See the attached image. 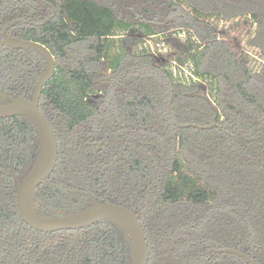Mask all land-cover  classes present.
Instances as JSON below:
<instances>
[{"label":"trees","instance_id":"trees-1","mask_svg":"<svg viewBox=\"0 0 264 264\" xmlns=\"http://www.w3.org/2000/svg\"><path fill=\"white\" fill-rule=\"evenodd\" d=\"M43 1L0 0V33L19 20L7 34L55 61L38 108L58 157L32 192L37 214L110 203L137 216L147 264H247L219 249L264 264V65L252 70L213 23L249 19L247 45L264 60V0ZM181 31L162 60L135 39ZM169 61L189 63L195 80ZM44 66L34 50L0 46V92L30 101ZM37 146L25 118L0 119V264H130L126 234L108 220L42 233L20 219L9 158L19 183Z\"/></svg>","mask_w":264,"mask_h":264},{"label":"water","instance_id":"water-1","mask_svg":"<svg viewBox=\"0 0 264 264\" xmlns=\"http://www.w3.org/2000/svg\"><path fill=\"white\" fill-rule=\"evenodd\" d=\"M46 4L43 0H33ZM17 21L4 27L0 44L13 49H31L38 52L45 62L43 72L39 75L30 101L26 99L10 98L0 92L1 100L9 102L0 105V119L23 117L33 124L38 135V150L35 163L26 177L16 185L15 205L20 219L31 229L42 233H52L61 230H77L92 226L99 221L108 220L123 229L126 234V242L130 245V264H147L148 243L140 222L135 214L118 205L90 201L88 207L78 213H63L57 217H41L37 214L32 200V192L53 171L57 161V142L52 128L38 108V101L43 85L52 78L55 71V61L49 50L43 45L7 36V30ZM171 110V100L168 103V111ZM180 127H194L208 129L216 127L211 124L200 127L192 124L180 125ZM10 176L14 183L16 177L13 172L10 158ZM218 253L238 256L247 264H255L254 261L243 253L231 249H219Z\"/></svg>","mask_w":264,"mask_h":264},{"label":"rangeland","instance_id":"rangeland-1","mask_svg":"<svg viewBox=\"0 0 264 264\" xmlns=\"http://www.w3.org/2000/svg\"><path fill=\"white\" fill-rule=\"evenodd\" d=\"M183 18V15L178 17L179 20ZM214 25L217 27V32L220 36L225 35L228 39L237 47V49L246 54L249 60V67L256 71L261 69L264 65V60L259 56L258 50L251 48L247 45L248 39L252 36L254 32V25L247 18H238L234 20L224 21V20H213ZM187 35L185 32L181 31L175 35H172L171 40L167 43L165 37H155V38H145L136 37L137 43L140 48H148L154 53L157 59H164L165 55L177 53L173 47L177 44L181 45L186 40ZM169 68L173 70L177 75L181 77H189L192 74V66L186 63L183 66H177L172 61L168 62ZM195 80V76L193 77ZM190 77V78H191ZM205 84V82H203ZM207 86V85H206Z\"/></svg>","mask_w":264,"mask_h":264},{"label":"flooded vegetation","instance_id":"flooded-vegetation-1","mask_svg":"<svg viewBox=\"0 0 264 264\" xmlns=\"http://www.w3.org/2000/svg\"><path fill=\"white\" fill-rule=\"evenodd\" d=\"M15 21H17L15 24H17V23L19 22V20H15ZM12 22H14V21H12ZM12 22H10V23H12ZM10 23H8V24H10ZM8 24H7V25H8ZM15 24H14V25H15ZM7 25H5L4 27H6ZM14 25H13V26H14ZM13 26H11V27H13ZM4 27H3V29H4ZM11 27H10V28H11ZM10 28H9V29H10ZM3 29H2V31H1V33H0V40L2 39V32H3ZM9 29H8V30H9ZM8 30H7V31H8ZM6 34H7V32H6ZM7 36H9V35L7 34ZM10 37H13V36H10ZM15 38H17V37H15ZM19 39H20V38H19ZM22 40H23V39H22ZM0 46H2V45L0 44ZM3 47H6V46H3ZM33 126H34V125H33ZM34 128H35V127H34ZM35 131H36V130H35ZM36 133H37V132H36ZM37 136H38V135H37ZM98 146H100V144H98ZM37 150H38V146H37ZM57 157H58V154H57ZM10 158H11V161H12V156H10ZM10 158H9V164H10ZM36 158H37V157H36ZM34 163H35V162H34ZM33 165H34V164H33ZM12 167H13L14 175H15V177H16V182L14 183V180H13V178L10 176V174H9V176L12 178L13 183L17 185V184H18V183H17V176H16L15 171H14V164H13V161H12ZM32 167H33V166H32ZM8 170H9V173H10V168H9ZM30 170H31V169H30ZM28 173H29V172H28ZM28 173H27V174H28ZM25 177H26V176H25ZM25 177H24V178H25ZM24 178H23V179H24ZM19 183H20V182H19ZM39 185H40V184H39ZM39 185H38V186H39ZM38 186H37V187H38ZM37 187H36V188H37ZM36 188H35V189H36ZM35 189H34V190H35ZM32 200H33V199H32ZM92 201H94V200H92ZM33 202H34V200H33ZM89 202H90V201H89ZM89 202H88V203H89ZM88 203H87V206H88Z\"/></svg>","mask_w":264,"mask_h":264}]
</instances>
